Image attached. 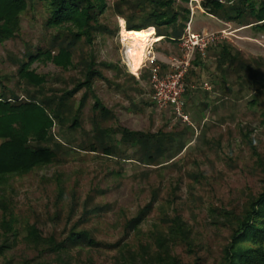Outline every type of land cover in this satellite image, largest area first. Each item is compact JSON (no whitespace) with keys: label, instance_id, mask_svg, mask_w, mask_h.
I'll return each instance as SVG.
<instances>
[{"label":"rangeland","instance_id":"374dc122","mask_svg":"<svg viewBox=\"0 0 264 264\" xmlns=\"http://www.w3.org/2000/svg\"><path fill=\"white\" fill-rule=\"evenodd\" d=\"M118 2L106 0L101 18L112 34L99 33L92 45H78L71 68L51 61L32 65L47 79L43 89L20 80L18 68L26 53L52 47L57 31L46 27L45 10L30 7L22 16L19 36L0 44V81L9 97L27 99L33 94L40 99L73 90L85 79L84 59L92 55L105 76L94 82L96 97L90 95L81 127L69 128L85 90L71 101L69 120L54 127L56 160L0 181V201L15 216L14 229L8 231L2 223L10 210L0 208V264H146L145 258L158 251L156 236L168 237L176 215L190 230L191 246L176 242L170 245L172 254L182 264H218L231 235L218 210L238 214L249 197L264 190V31L247 25L254 21L250 16L230 21L206 13L202 0L176 1L179 12L190 10L193 32L214 38L204 54L196 52L186 75V111L194 124L188 126L170 108L157 107L151 66L131 72L121 23L126 24V17L135 23L142 20L127 6L120 14ZM180 43L154 46L167 56L157 59L164 72L171 70L172 58L183 59ZM222 46L237 59L220 66ZM96 98L110 111L105 120L93 110ZM95 121L101 129L116 131L118 141L120 127L175 133L178 147L152 165L139 161L137 148L131 146H121L116 157L101 149L92 152L90 144L99 143ZM29 225L47 239L63 241L74 230L89 233L98 244L54 252L49 244L28 239Z\"/></svg>","mask_w":264,"mask_h":264},{"label":"trees","instance_id":"16d2710c","mask_svg":"<svg viewBox=\"0 0 264 264\" xmlns=\"http://www.w3.org/2000/svg\"><path fill=\"white\" fill-rule=\"evenodd\" d=\"M176 1L119 0L116 7L120 14H123L121 7L127 6L134 14L141 16V23H135L132 17L125 18L128 30L153 29L158 37H162L160 43H178L187 29L191 13L189 9L179 12ZM35 5L45 10L46 27L56 30L57 33L50 49L39 48L35 53L25 54L18 68V76L28 85L43 89L47 79L32 69L34 63L51 61L57 67L69 69L74 65V50L78 45H92L96 34L112 32L101 21L107 8L106 0H0V44L19 36L22 16ZM201 6L206 13L230 21L247 19L250 16L254 21L247 25L264 31V0H239L233 5L224 4L222 0H202ZM220 54V66L237 59L225 46H222ZM84 63L87 67L85 79L73 90L65 91L61 95H44L40 99H36L33 94H29L27 99H21L17 95L9 97L7 88L0 81V181L14 175L28 174L56 160L53 129L57 124L69 120L73 112L71 101L74 102L76 95L85 90L69 126L72 130L81 127V116L86 103L90 95L96 97L93 92L94 82L96 79L105 78L94 55L90 59H84ZM100 65L111 66L105 63ZM244 67L241 69L244 70ZM93 110L97 118L102 120L110 116V111L98 98ZM95 125L99 143L92 142L89 151L96 152L101 149L110 157H116L121 146H131L137 148L135 152L139 155V161L152 165L158 162V158L170 155L171 150L178 147L175 145L178 140L175 133L162 130L147 133L120 127L118 130L122 136L118 141L116 131L110 128L101 129L96 121ZM58 146L62 145L58 143ZM179 147L183 148L180 145ZM0 208L10 210L4 201H0ZM218 212L231 231L230 241L222 250L218 264H264V190L258 196L249 197L238 214L220 209ZM143 215L134 222L138 223ZM2 224L8 231L14 229L15 216L12 210ZM168 230V237L156 236L158 251L154 256L145 258L146 264H182L181 259L172 254L171 246L176 242L190 245V230L180 215L172 218ZM27 236L36 245L49 244L54 252H65L81 243L91 246L98 244L89 233L74 230L63 241L47 239L35 225L28 226ZM199 261L195 264H203Z\"/></svg>","mask_w":264,"mask_h":264},{"label":"built area","instance_id":"2783aa9c","mask_svg":"<svg viewBox=\"0 0 264 264\" xmlns=\"http://www.w3.org/2000/svg\"><path fill=\"white\" fill-rule=\"evenodd\" d=\"M239 0H222L224 4L233 5ZM192 3L198 0H191ZM194 10V9H193ZM194 15V11H193ZM191 23L182 37L180 46L184 51L182 60L172 58L171 70L164 72L162 66L158 63L154 54V44L148 49L145 63L151 62L150 84L154 92V99L159 109L170 108L176 119L188 126H194L190 114L186 111L185 92L187 88L186 75L189 66L197 51L205 53L214 38L208 33H196L191 29ZM208 89H211L207 86Z\"/></svg>","mask_w":264,"mask_h":264},{"label":"bare ground","instance_id":"6f19581e","mask_svg":"<svg viewBox=\"0 0 264 264\" xmlns=\"http://www.w3.org/2000/svg\"><path fill=\"white\" fill-rule=\"evenodd\" d=\"M122 38L126 46V54L129 61V67L132 73L138 74L147 59L148 49L153 42L160 41L153 29L141 31L128 30L124 20L121 23Z\"/></svg>","mask_w":264,"mask_h":264},{"label":"crops","instance_id":"0c3cea01","mask_svg":"<svg viewBox=\"0 0 264 264\" xmlns=\"http://www.w3.org/2000/svg\"><path fill=\"white\" fill-rule=\"evenodd\" d=\"M160 42L161 41L153 42V44H154V46L157 44V47H158V46L161 45ZM157 47L155 48L154 54H155L156 58L158 59V61H161V60L164 61L167 58V56L163 52L159 51ZM147 65L151 66L152 64H151V62L144 63L143 66H142V68L145 67V66H147Z\"/></svg>","mask_w":264,"mask_h":264}]
</instances>
